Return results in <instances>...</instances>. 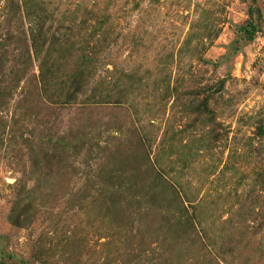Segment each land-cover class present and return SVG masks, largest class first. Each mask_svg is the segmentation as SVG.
I'll return each mask as SVG.
<instances>
[{
  "label": "rangeland",
  "instance_id": "1",
  "mask_svg": "<svg viewBox=\"0 0 264 264\" xmlns=\"http://www.w3.org/2000/svg\"><path fill=\"white\" fill-rule=\"evenodd\" d=\"M0 264H264V0H0Z\"/></svg>",
  "mask_w": 264,
  "mask_h": 264
},
{
  "label": "trees",
  "instance_id": "2",
  "mask_svg": "<svg viewBox=\"0 0 264 264\" xmlns=\"http://www.w3.org/2000/svg\"><path fill=\"white\" fill-rule=\"evenodd\" d=\"M249 35V34H248Z\"/></svg>",
  "mask_w": 264,
  "mask_h": 264
}]
</instances>
